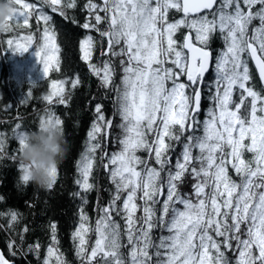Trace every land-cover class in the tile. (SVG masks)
Returning <instances> with one entry per match:
<instances>
[{"label":"snow or ice","instance_id":"snow-or-ice-1","mask_svg":"<svg viewBox=\"0 0 264 264\" xmlns=\"http://www.w3.org/2000/svg\"><path fill=\"white\" fill-rule=\"evenodd\" d=\"M40 4L15 0V14L0 32H12L14 26L29 28L36 13L37 23L43 21L44 27L35 54L46 78L50 70H59L61 61L53 16L44 6L65 19L67 10L80 7L87 13L80 27L88 30L79 42L82 59L101 85L115 93L112 118H106L101 103L95 105V119L77 166L75 183L84 193L91 192L90 177L103 133L100 159H107L104 167L114 192L105 206L98 205L94 228L84 211L87 196L73 194L82 201L72 233L81 264H230L227 251L234 246L235 264H264V0H85L82 5L79 0H40ZM171 10L182 17L170 21ZM72 21L77 23L75 17ZM217 33L224 47L212 50L210 39ZM33 41L29 32L7 40V46L22 53ZM97 51L100 65L91 62ZM116 59L122 76L114 86ZM250 61L261 83L259 90ZM66 83L52 80L51 92L43 100L66 105ZM79 83L78 77L71 81L73 88ZM205 94L212 106L201 120ZM116 116L120 132L110 139ZM45 122L63 125L54 110L40 117L39 123ZM21 128L17 123L13 129L18 146L27 131ZM110 142L118 145L117 151H107ZM4 146L0 138V152ZM246 153L251 159L245 158ZM57 174L54 167L49 188ZM21 178L28 180L27 175ZM188 178L194 181L192 191L184 193L181 185ZM0 216H10L9 228L15 230L17 211ZM49 227L51 244L42 264H53V259L55 264H67L59 252L57 225ZM27 231L25 227L17 233L20 244L7 242L12 259L0 251V264H15ZM91 232L96 238L89 251ZM40 247L38 242L29 244L20 258L30 253L39 258Z\"/></svg>","mask_w":264,"mask_h":264},{"label":"trees","instance_id":"trees-1","mask_svg":"<svg viewBox=\"0 0 264 264\" xmlns=\"http://www.w3.org/2000/svg\"><path fill=\"white\" fill-rule=\"evenodd\" d=\"M27 2L35 3L37 7L41 6L40 0H27ZM84 2L85 0H79L81 5ZM44 11L53 16V25L57 32V43L60 48L58 55L61 61L59 70H50L46 78L43 65L35 54L36 47L42 43L39 36L42 35L44 27L43 21L37 23V14L34 13L29 19V28L20 29L14 26L12 32H0V133L3 134L0 138L5 141L4 150L0 152V213L17 211L20 214L19 222L14 225L15 230L9 228L10 216H0V226H2L0 227V244L5 255L12 259L8 256L7 242L15 240L17 244H20V236L17 233L27 227V233H23L22 249L17 252L15 262L17 264H42L47 255V248L51 244L49 225L54 222L57 225L59 252L63 254L64 260L67 264H81L76 257L72 233L79 223L82 201L80 196L73 194L80 192L81 196H87L88 203L84 206V211L89 217L90 226L94 228L99 215L98 205L100 207L105 206L110 200L112 192H114V185L104 167V162L107 159L103 161L100 159L101 153L105 149V135L103 133L100 136L101 149L96 153L95 165L90 177V182L94 185L91 192L84 193L75 183L79 178L77 166L85 152L88 142L87 134L95 119V105L101 103L106 118H112L114 110L112 101L115 98V93L101 85L100 79L90 71L88 62L82 59L79 42L88 34V30H84L80 25L85 21L87 13L81 11L80 7L75 10L69 9L67 10L68 19H65L58 13H53L47 6H44ZM173 13L175 10L170 11V21L182 17L181 13L174 15ZM72 17L76 18L77 23L72 21ZM255 22L254 25H258L259 21ZM38 27L39 32L37 31ZM186 31L187 29H182L184 34ZM29 32L34 36L31 48L22 53L8 49L7 40L16 39L29 34ZM91 34L97 36L95 32ZM177 40L178 42L181 40L180 33L177 34ZM222 46L224 47L219 34L213 35L210 39V48L221 50L223 49ZM91 62L100 65L98 51L93 54ZM115 66L114 86L120 84L122 76L118 59L115 60ZM250 68L256 76L254 83L259 90L261 83L251 62ZM77 77L80 83L73 88L71 81ZM52 80L68 81L65 84V99L68 100L66 105L48 104L43 100V97L51 92ZM29 90H31V96H28ZM21 101L23 102L21 103ZM211 106V101L205 94L200 114L201 120L205 118V113ZM46 110H54L55 114L62 120L69 150L58 167V174L53 186L40 189L31 183L25 186L20 179L22 173L19 168V161L13 159L18 155L19 147L18 141L14 138L13 129L17 123L22 125L21 130L35 129L39 124L40 117L46 113ZM119 123L120 118L116 116L114 126L110 130V139H115L119 135L120 130L115 127ZM117 150V144L107 143L109 153ZM176 152H180L179 145L176 146ZM138 155L144 157L146 153L139 152ZM245 158L251 159V154L246 153ZM174 162L175 155L173 156ZM229 174L233 180L239 183L240 178L231 168H229ZM193 183L191 178L186 179V182L181 185V191L190 193ZM118 203H122V201ZM141 214V211L137 212V216ZM117 219L120 218L117 217ZM120 222L123 225V221ZM159 234V232L155 233L156 236ZM163 234L167 235V232ZM92 235L94 232L89 233L87 238ZM37 242L41 245L39 258L31 253L26 256V259L20 258L23 253L27 252L29 244ZM88 247L90 251L89 239ZM227 256L230 264H235L238 257L235 246L232 251H227ZM53 261L55 264L54 259Z\"/></svg>","mask_w":264,"mask_h":264},{"label":"clouds","instance_id":"clouds-1","mask_svg":"<svg viewBox=\"0 0 264 264\" xmlns=\"http://www.w3.org/2000/svg\"><path fill=\"white\" fill-rule=\"evenodd\" d=\"M15 9V0H0V31L6 30ZM22 138L18 155L13 157L19 165L25 166L20 169L21 177L27 175L28 180L24 182L20 179L25 186L31 183L40 189L49 188L53 168L58 169L69 150L63 127L54 122L39 123L35 129L27 130Z\"/></svg>","mask_w":264,"mask_h":264},{"label":"rangeland","instance_id":"rangeland-1","mask_svg":"<svg viewBox=\"0 0 264 264\" xmlns=\"http://www.w3.org/2000/svg\"><path fill=\"white\" fill-rule=\"evenodd\" d=\"M254 23H256V22L254 21ZM176 39H177V36H176ZM44 115H46V113L42 114V116H44ZM106 163H107V160L104 162V164H106ZM95 238H96L95 233H94V235H92V236H90L88 238L89 239V245H90V247L94 244ZM53 264H54V261H53Z\"/></svg>","mask_w":264,"mask_h":264},{"label":"water","instance_id":"water-1","mask_svg":"<svg viewBox=\"0 0 264 264\" xmlns=\"http://www.w3.org/2000/svg\"><path fill=\"white\" fill-rule=\"evenodd\" d=\"M199 46V45H198ZM254 65V64H253ZM258 75V74H257ZM202 102H203V98H202ZM0 251H3V249H2V247H1V244H0ZM4 252V251H3ZM6 258H8L7 256H6ZM15 264H17L16 262H15Z\"/></svg>","mask_w":264,"mask_h":264},{"label":"bare ground","instance_id":"bare-ground-1","mask_svg":"<svg viewBox=\"0 0 264 264\" xmlns=\"http://www.w3.org/2000/svg\"><path fill=\"white\" fill-rule=\"evenodd\" d=\"M223 47V46H222ZM212 48V47H211ZM217 50V49H216ZM3 51V50H2ZM12 87H14V86H12ZM40 106V105H39ZM38 109V108H37ZM36 110V109H35ZM35 113H36V111H35ZM32 114V113H31ZM10 116V115H9ZM31 116V115H30ZM112 138H114V137H112Z\"/></svg>","mask_w":264,"mask_h":264}]
</instances>
